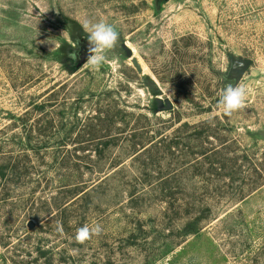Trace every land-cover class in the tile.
Instances as JSON below:
<instances>
[{
	"label": "rangeland",
	"instance_id": "374dc122",
	"mask_svg": "<svg viewBox=\"0 0 264 264\" xmlns=\"http://www.w3.org/2000/svg\"><path fill=\"white\" fill-rule=\"evenodd\" d=\"M85 18L121 35L98 70ZM228 83L250 90L231 116ZM15 160L0 264H264V183L239 195L264 163V0H0V167Z\"/></svg>",
	"mask_w": 264,
	"mask_h": 264
},
{
	"label": "clouds",
	"instance_id": "9594fccd",
	"mask_svg": "<svg viewBox=\"0 0 264 264\" xmlns=\"http://www.w3.org/2000/svg\"><path fill=\"white\" fill-rule=\"evenodd\" d=\"M80 25L88 34L89 56L85 64L98 70L106 62L107 54L117 47L121 35L116 30V26L105 19L85 18ZM72 59H76L75 53L72 54ZM249 94L250 90L245 84L238 83L234 86L232 83H228L221 90L217 107L222 110L224 115L231 116L246 107ZM101 232L102 227L99 224L92 227L84 225L77 229L75 241L83 244Z\"/></svg>",
	"mask_w": 264,
	"mask_h": 264
},
{
	"label": "trees",
	"instance_id": "16d2710c",
	"mask_svg": "<svg viewBox=\"0 0 264 264\" xmlns=\"http://www.w3.org/2000/svg\"><path fill=\"white\" fill-rule=\"evenodd\" d=\"M66 65V67L68 69H72L75 71V69H78L79 66L78 63L72 59V58H69L67 60V62L64 63ZM41 109L44 108V106H40ZM110 118V117H109ZM111 119V118H110ZM98 120H101L100 117H98ZM136 136V134H135ZM30 138V137H29ZM27 146H31V138L28 140V145ZM34 146H32L33 148ZM33 149H36V148H33ZM204 155H206V153H204ZM23 156H28L27 154H20L19 155V158L20 157H23ZM17 158V159H19ZM16 159V160H17ZM243 159H247V156L244 155L243 156ZM16 160L14 161L15 163H13L12 165H10V163H7L5 165H2L0 167V178L3 179V181L5 183H3V196L5 199H7V196L9 195V188H10V181H13L15 180L17 177L23 175V172H24V167L27 168V163H24L22 166L19 164V163H16ZM20 160V159H19ZM247 161V160H246ZM252 167H253V172L255 173V176L252 177V180H251V184H249L248 186H244L242 187L241 189V194L240 195V198H242L245 194V192H251L255 189H257L258 187H260L263 183H264V163L262 162H259L258 164H252ZM19 175V176H18ZM86 189H83V187H79V186H76L74 187L71 191V194H75L73 196V198L79 196L80 194H85L87 193L85 191ZM135 194H132L131 193V197H136L134 196Z\"/></svg>",
	"mask_w": 264,
	"mask_h": 264
}]
</instances>
